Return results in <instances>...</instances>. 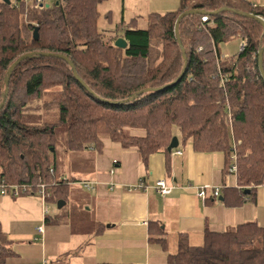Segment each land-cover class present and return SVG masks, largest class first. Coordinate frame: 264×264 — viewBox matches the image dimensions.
I'll use <instances>...</instances> for the list:
<instances>
[{
    "label": "trees",
    "instance_id": "1",
    "mask_svg": "<svg viewBox=\"0 0 264 264\" xmlns=\"http://www.w3.org/2000/svg\"><path fill=\"white\" fill-rule=\"evenodd\" d=\"M104 1L54 0L34 7L25 0H0V104L10 65L23 54L40 53L21 61L10 78L0 110V178L17 185L18 194L38 195L44 184L47 202L58 204L68 200L74 181L59 170V147L102 152L107 136L147 161L156 152L170 154L168 145L177 135L198 152L223 153L224 175L235 158V183L221 185L225 204L256 201L264 185V79L259 67L264 26L234 10L264 18V5L180 0L176 10L150 13L146 28L118 23L107 38L108 31L99 27ZM190 9L206 13L188 14L180 22L185 60L175 24ZM118 37L126 39V48L115 45ZM234 37L246 45L234 56H222L219 45ZM42 53L67 56L88 88L66 60ZM262 63L264 67V51ZM54 88L58 118L51 121L36 103ZM147 88L151 90L129 99ZM61 217L64 213L45 221ZM102 229L97 224V231ZM150 238L166 248L157 220L150 222ZM15 255L0 222V264H11ZM166 264H264V225L245 221L224 230L207 227L199 245L182 232Z\"/></svg>",
    "mask_w": 264,
    "mask_h": 264
},
{
    "label": "crops",
    "instance_id": "2",
    "mask_svg": "<svg viewBox=\"0 0 264 264\" xmlns=\"http://www.w3.org/2000/svg\"><path fill=\"white\" fill-rule=\"evenodd\" d=\"M122 1L124 8L126 0ZM145 1L147 17L164 10L152 9V0ZM250 1L264 5V0ZM162 2L164 8H174L168 10L173 11L176 9L172 6L180 0ZM124 15L121 23L138 24L134 17L132 22L126 21ZM115 143L118 146L104 141L102 152L92 149L73 152L74 161L80 165L70 169L69 174L62 173L63 178L74 179L71 187L81 185L83 180L94 183V189H87L92 193L84 201L83 209L75 200L72 211L64 210L70 198L73 200L72 191L62 207L52 211L48 206V214L38 195H0V222L16 251L11 264H42L44 260L47 264H166L167 253L176 252L182 232L187 234L191 244L199 245L204 241L207 227L224 230L245 221L264 225V185L259 187L256 201H246L239 206H229L219 197L203 200L192 188L229 182L230 175H224L223 171V153L198 152L190 140L182 142L179 138L177 149L181 154H177L176 149L170 154L156 152L143 161L136 149H125ZM84 164L88 166L86 169ZM161 178L175 186L171 193L161 194L154 187ZM139 182H143V188L129 189L128 186ZM62 213L64 217L60 221H45ZM152 220L160 222L167 240L166 248L151 240ZM97 224L103 226L100 232ZM41 225L43 232L38 230Z\"/></svg>",
    "mask_w": 264,
    "mask_h": 264
},
{
    "label": "rangeland",
    "instance_id": "3",
    "mask_svg": "<svg viewBox=\"0 0 264 264\" xmlns=\"http://www.w3.org/2000/svg\"><path fill=\"white\" fill-rule=\"evenodd\" d=\"M146 1L145 0H126V6L123 8V1L122 0H106L104 1L100 6L99 10L101 12L100 18H99V27L101 29L107 30L108 34L107 38L111 35L114 34V29L116 28V25L118 22L121 23L123 15L126 18V21L132 22L133 20H137L138 24H135V26L140 27V28H146L147 27V8L145 7ZM152 9L153 8H160L164 9L160 12L157 13H165L169 9H174V8H164V4L162 0H152L151 1ZM177 9L179 7V3L176 4V6H172ZM177 7V8H176ZM151 9V10H152ZM156 11V10H154ZM108 13V14H107ZM134 17L135 19H133ZM132 18V19H131ZM240 45H241V39L238 37L231 38L227 41L222 42L219 45L220 51L222 56H234L239 53L240 51ZM56 88L52 89V92L46 94L41 101L36 103L37 108H39L46 120H51L54 121L58 118V108H57V101L56 99ZM142 132L141 129L135 130V132ZM175 132L178 133V130L175 129ZM103 140L108 143V144H114L115 146H118L114 141H112L109 137L104 136ZM182 145V144H181ZM179 147V146H178ZM59 149V158H60V166L59 170L63 174H69L70 169L76 168L77 165L79 166L80 164L76 161H74V154L73 152H66L64 151V148L61 146L58 148ZM250 154V153H249ZM90 163L88 164V166ZM87 164H84V169L88 167ZM88 172V171H87ZM86 173V172H85ZM84 173V174H85ZM229 182L228 183H233L235 180L234 175L229 174ZM83 177V175L81 176ZM138 183L134 184L137 185ZM76 190H74L73 188ZM71 191L73 194V200L70 198L71 202L68 203V205L65 206L64 210H70L72 211L73 208L72 202L78 203V207L84 208V201L88 200L91 191L87 190L84 188L82 185H77L73 184L71 187ZM135 189V188H132ZM140 189V188H138ZM76 200V201H75ZM47 204L52 211L58 209V204L53 203V202H48ZM72 214V212H71ZM92 218V217H90ZM86 220H89L88 218Z\"/></svg>",
    "mask_w": 264,
    "mask_h": 264
},
{
    "label": "built area",
    "instance_id": "4",
    "mask_svg": "<svg viewBox=\"0 0 264 264\" xmlns=\"http://www.w3.org/2000/svg\"><path fill=\"white\" fill-rule=\"evenodd\" d=\"M25 1L29 3L30 5H33L34 7H43V6H49L51 2L54 0H25ZM206 19H207V16L203 15L202 20L204 21ZM245 45H246V42L242 40L240 49L244 48ZM222 81H224V78H222ZM176 153L181 154L182 152L176 149ZM114 162H116V160H114ZM110 171L111 173H113L114 168H112ZM236 171H237V166L235 163V158H233V163L229 168V174L234 175L235 177ZM64 179H67V178H64ZM80 184L86 189H89V190L94 189V183L92 181L83 180V181H80ZM128 187L129 189H132V188L138 189V188H143L144 184L143 182H139L137 185H130ZM154 187L157 189L159 193L165 195V194L171 193L175 186L169 184L164 178L163 179L161 178L156 181ZM192 188L195 189L197 196L203 200H207L209 198H218L221 196V188H222L221 185L204 184V185L193 186ZM11 192L17 195L19 193V187L17 185L7 184L3 179L0 178V195H5ZM49 195L50 193L46 190L45 185L40 184L38 188V196L42 199L44 203L45 214L49 213L48 205H47V197ZM38 230L40 232H43V225L39 226ZM42 264H47V262L44 260Z\"/></svg>",
    "mask_w": 264,
    "mask_h": 264
},
{
    "label": "water",
    "instance_id": "5",
    "mask_svg": "<svg viewBox=\"0 0 264 264\" xmlns=\"http://www.w3.org/2000/svg\"><path fill=\"white\" fill-rule=\"evenodd\" d=\"M4 1H5L6 3H8V4L10 3V0H4ZM224 9H229V8H227V7H223V8H221V10H224ZM234 11H235L236 13H238V14L245 15V16H248V17H252V18L258 20V21L264 26V18H262L261 16H258V15L252 14V13H246V12H243V11H240V10H234ZM216 12H217V11H216ZM216 12H215V13H216ZM191 13L205 14L206 11L203 10V9H202V10H201V9H190V10H188V11L183 12L182 14H180L179 17H178L177 20H176V24H175L176 33H177V37H178V40H179V42H180V46H181V48H182L183 56H184L185 60H186V54H185V49L183 48V45H182L181 40H180L179 25H180V22H181L182 18H184L186 15L191 14ZM34 37H35V38H38V28H37V27H36L35 30H34ZM114 43H115L116 46L121 47V48H126L127 45H128L126 39L123 38V37H118V38L115 40ZM263 51H264V47L261 48L260 51H259V67H260L261 75H262V77H263V79H264V67H263V63H262V55H263ZM39 54H40V53H35V52H29V53L23 54V55H21L19 58H17V60H15V61L10 65V67H9L8 70H7V75H6V77H5L6 89H5V92H4V94H3V95H4V96H3V100H2V102H1V104H0V110L2 109V107H3L4 104H5L6 96H7L8 92H9V82H10V78H11V75H12L14 69L16 68V66H17L21 61H23L24 59H26V58H28V57L37 56V55H39ZM42 54H44V55H54V56L61 57V58H63L64 60H66V61L71 65V67H72V69H73V73H74V75L76 76V78H77V79H78V80H79V81H80L85 87L88 88L87 84H86V83L82 80V78L78 75L77 70H76V68H75V66H74V64H73V62H71V60H70L67 56L62 55V54H54V53H42ZM185 67H186V62H185V66H184V68H183L182 74L178 77V80H179V79L182 77V75L184 74ZM159 89H160V88H159ZM150 90H151L150 88L144 89V90L138 92L137 94L133 95V96L130 97L129 99L131 100V99L135 98L137 95H139V94H141V93H143V92L150 91ZM178 146H179V138H178L177 135H174L173 138H172V140H171V142H170V144L168 145V148H167V149H168L169 152H172V150L175 149V148H178ZM249 192H250V189H249V188H246V189L244 190V193H249ZM219 199H220V200H223V197L220 196ZM64 204H65V201H63V200H60V201L58 202V206H59V207H62Z\"/></svg>",
    "mask_w": 264,
    "mask_h": 264
}]
</instances>
